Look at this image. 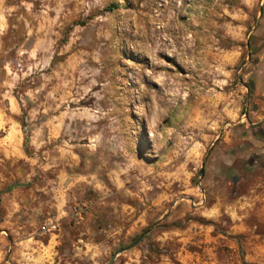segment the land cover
Instances as JSON below:
<instances>
[{"label": "rangeland", "instance_id": "rangeland-1", "mask_svg": "<svg viewBox=\"0 0 264 264\" xmlns=\"http://www.w3.org/2000/svg\"><path fill=\"white\" fill-rule=\"evenodd\" d=\"M130 245L264 264V0H0V264Z\"/></svg>", "mask_w": 264, "mask_h": 264}, {"label": "water", "instance_id": "water-1", "mask_svg": "<svg viewBox=\"0 0 264 264\" xmlns=\"http://www.w3.org/2000/svg\"><path fill=\"white\" fill-rule=\"evenodd\" d=\"M203 172H204V167L201 168V173H203ZM150 230L151 229L146 230L141 236H139V238L135 241V243L133 245L139 243L142 240V238L145 236V234H147ZM133 245L127 246L125 248H121L120 250H118L117 252H115L113 254L112 258L109 260V263L108 264H113L114 261H115V259H116V257H117V255L119 253L124 252L125 250L131 248Z\"/></svg>", "mask_w": 264, "mask_h": 264}]
</instances>
